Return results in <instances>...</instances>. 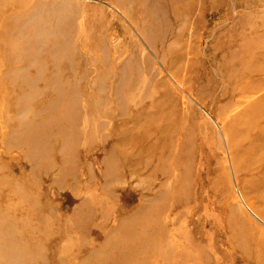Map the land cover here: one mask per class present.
Wrapping results in <instances>:
<instances>
[{"label": "rangeland", "instance_id": "374dc122", "mask_svg": "<svg viewBox=\"0 0 264 264\" xmlns=\"http://www.w3.org/2000/svg\"><path fill=\"white\" fill-rule=\"evenodd\" d=\"M149 2L0 0V27L34 5L63 11L49 40L66 38L71 55L43 52L27 71L45 68L42 104L57 98L47 78L76 87L80 112L73 157L52 144L34 160L0 142L4 175L32 195L8 214L18 229L28 221L21 241L42 244L43 264H264V136L244 118L263 105L264 67L243 62L264 58V0H157L162 33ZM23 64L0 50V74ZM12 100H0V141L15 127ZM129 128L143 141L123 145L132 155L112 181L106 159ZM0 200L18 202L9 190Z\"/></svg>", "mask_w": 264, "mask_h": 264}, {"label": "bare ground", "instance_id": "6f19581e", "mask_svg": "<svg viewBox=\"0 0 264 264\" xmlns=\"http://www.w3.org/2000/svg\"><path fill=\"white\" fill-rule=\"evenodd\" d=\"M149 1L144 7V12L148 13L150 19L155 21V31L162 33L163 28H166V22L161 17L164 11L157 0ZM44 7L47 6L44 4L34 5L18 12L0 27V50L8 59L9 64L25 62L22 66L6 68L0 74L1 90L2 87L10 88L9 92L6 89L5 91L2 90L0 98L9 100L13 98L10 101L11 107L16 110L15 127L11 131V135L8 138H6L7 136H3L0 142L9 148L26 146L29 156L33 157L34 160H36V156H41V154L44 158H47L48 156L44 154L50 151L52 144H60L61 148H66L69 155L73 157V144L71 141L74 135H72V132L78 131L76 125L80 115L78 108V89L76 87H72V84L69 83L57 81L56 75L47 78L45 88H51V92L55 93L57 98L42 104L38 98L43 92L40 86L36 84V81L44 78L45 68H38L34 76L27 71L29 64L33 62V57L43 52L52 54L51 56L54 59L58 55L63 57V53L67 54L68 49L69 52L71 51L72 43L68 40L66 42V38L64 39L65 41H62V45L49 40L50 37L57 38L58 34L62 33L63 29L67 26L63 11L59 9L56 12L53 11L52 14H50L51 11L45 13ZM127 9L130 10L129 8ZM124 12L127 13L125 9ZM53 14H57L58 16L56 23L51 19ZM59 18H63L64 20L62 21ZM141 29L143 30V28ZM144 34L149 37V34ZM46 38H48L49 42ZM255 53L257 52L255 51ZM70 55L67 56L69 61H71ZM243 62L246 64L243 65L260 72L264 67V58L262 60L260 58L246 59ZM117 93L119 92L117 91ZM261 103L263 105L259 110L258 108L256 109L257 111L250 110V112L248 110L244 118L251 128L261 127L260 135L264 136V100ZM42 114H49L50 117L38 120ZM28 116H30L29 121ZM54 116H58V119H54ZM62 116L65 117L66 122L60 120ZM2 119L4 125L10 124L13 120L7 121L4 117ZM132 128L126 131L127 135L122 133L119 137V147L114 148L110 157L106 159V161H109V165H112V168L108 171L109 175H114L112 176V181L123 179L119 175L120 170L126 159L132 155V151L125 150V146L123 145H127L131 149L142 139L140 134L137 137L129 135ZM50 129H57L55 135L61 134L62 138H57L54 142H51L50 138L53 134L50 132ZM71 156L68 159L73 161L74 158H71ZM5 190H9L13 196H16L18 202L12 207L11 205H5L4 201L0 200V259L3 262L2 264H43L44 252L42 251V244L38 243L30 248H25L23 241H21V238L26 233L29 235L32 234L28 221L25 220L23 223L25 224L24 226H28V230L18 229L17 226H14V218L8 214L10 210L18 211L22 209L25 204L28 208H32V195L20 185L18 180L4 175L2 166H0V197L5 196ZM27 256L29 257L28 260H26Z\"/></svg>", "mask_w": 264, "mask_h": 264}]
</instances>
